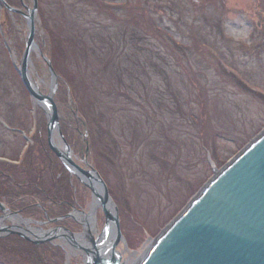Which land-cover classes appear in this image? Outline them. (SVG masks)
Segmentation results:
<instances>
[{
    "label": "rangeland",
    "instance_id": "374dc122",
    "mask_svg": "<svg viewBox=\"0 0 264 264\" xmlns=\"http://www.w3.org/2000/svg\"><path fill=\"white\" fill-rule=\"evenodd\" d=\"M13 1L26 13L20 0H5ZM36 3L31 79L44 94L56 82L60 133L83 167L88 147L87 162L118 209L126 245L116 250L126 247L134 259L264 129V0ZM4 7L0 2V203L43 231L79 234L72 211L87 209L93 196L50 149L46 113L17 69L26 20ZM123 49L115 62L110 50ZM67 83L85 121L74 113ZM97 214L99 234L101 207ZM0 229V240L13 243L12 250L0 244V264H84V252L67 262L59 237L35 243L38 237Z\"/></svg>",
    "mask_w": 264,
    "mask_h": 264
},
{
    "label": "water",
    "instance_id": "95a60500",
    "mask_svg": "<svg viewBox=\"0 0 264 264\" xmlns=\"http://www.w3.org/2000/svg\"><path fill=\"white\" fill-rule=\"evenodd\" d=\"M20 1L26 13L0 0L8 10L19 13L26 20L25 49L17 67L20 79L34 105L42 107L46 113L47 141L52 152L72 175L91 189L93 200L104 214L102 229L107 225L112 228V241L99 242L92 236L87 237V246H80L86 251L84 264H264V129L215 171L176 218L149 242L140 259L130 263L122 260L116 250L118 242H125L119 227L117 206L109 196L102 176L87 162L88 147L81 160L84 167L71 157L72 150L59 130V112L54 100L56 82L53 80L49 93L44 94L30 79V54L39 50L34 41L37 3L31 0L33 5L28 7ZM53 130L58 133L64 150L53 142ZM0 209L5 210L6 207L0 203ZM57 228L74 235L69 230ZM4 230L31 240L14 228L4 227ZM51 236H42L32 242L46 241L53 238ZM73 242L79 246L77 241Z\"/></svg>",
    "mask_w": 264,
    "mask_h": 264
},
{
    "label": "bare ground",
    "instance_id": "6f19581e",
    "mask_svg": "<svg viewBox=\"0 0 264 264\" xmlns=\"http://www.w3.org/2000/svg\"><path fill=\"white\" fill-rule=\"evenodd\" d=\"M36 51V50H34ZM37 52V51H36ZM31 55V54H30ZM29 76L31 79V74L29 72ZM33 80V79H31ZM34 82V81H33ZM54 82V81H53ZM52 82V83H53ZM52 83L50 87L52 86ZM35 88L40 92L39 85L35 83ZM53 142L61 149L64 150L62 143H60L58 133L56 130H53ZM71 157L73 158V154H71ZM86 181V179H85ZM88 181V180H87ZM86 181V182H87ZM100 209L99 204L96 202V200H91V202L88 204L87 209L84 210H78V212L72 213V218L75 219L77 222H79L82 225V232L79 234L71 235L69 232H65L64 230L60 228H53L50 231L46 230L43 231L39 226H36L35 223H40L38 221H32L30 219L26 220L23 218H20L19 216L10 213L9 211L4 210V218H6L9 222H11V225H5L3 220H5L3 217L0 218V226H4L5 228H16L21 232H25L28 235L32 236L33 238H41L46 237L47 235H52L51 237H59L62 241V245L66 248V254H67V262H69V259L71 255H80L82 252H84V257L86 254V251L82 249V245L88 244L87 237L92 236L94 239H97L100 241H112V228L109 227V225L106 226L105 229L101 231V233H97L96 229V222H97V213ZM68 233V234H67ZM77 241L79 243V246L76 245L73 240ZM148 246V245H147ZM146 248V247H145ZM118 254L120 256L123 255V253L128 252V260L126 263L134 262L136 259H140L144 253H140V255H137L134 259L131 257H134L136 254L129 252L126 247L123 248V251L117 250Z\"/></svg>",
    "mask_w": 264,
    "mask_h": 264
},
{
    "label": "trees",
    "instance_id": "16d2710c",
    "mask_svg": "<svg viewBox=\"0 0 264 264\" xmlns=\"http://www.w3.org/2000/svg\"><path fill=\"white\" fill-rule=\"evenodd\" d=\"M8 4H10V5H14L15 6V4H14V1L13 2H9ZM5 8V7H4ZM130 49V50H129ZM129 49H126L125 50V53L128 55L127 56V58H130V55L132 54L130 51H132V49L131 48H129ZM123 52H124V49H123V51L122 52H120L119 50H116L114 53H113V50H110V54L112 55V57H113V59L115 60V62L116 61H120L121 60V57H119L120 55H121V53L123 54ZM116 56V57H115ZM111 60V57H109L108 58V60H107V64H108V61H110ZM113 60V61H114ZM114 62V63H115ZM110 63V62H109ZM118 65H120V62H118ZM51 67L55 70V68H54V65L53 64H51ZM67 85H68V88L70 89L71 87L69 86V84L67 83ZM70 94H71V96H72V99H74L76 102H75V104H76V108H77V110H78V112H77V114H79V116L85 121V119L82 117V115H81V111L78 109V100L74 97V95H73V91H72V89H70ZM75 113V112H74ZM36 176V178L37 179H43V177H42V175L40 174V175H35ZM68 177V176H67ZM53 178V177H52ZM34 180H35V178H34ZM65 180H67V179H65ZM60 185L62 186V187H64V191H66L67 190V187H66V185L65 184H63V183H60ZM30 185H29V183L27 184V183H25V186H23V188L22 189H26V191L28 190V188L27 187H29ZM66 187V188H65ZM30 188V187H29ZM21 189V188H20ZM19 191V190H18ZM65 198H67V199H69V197L66 195L65 196ZM69 202V201H68ZM6 240H8V239H3L2 241L0 240V244H4L5 245V249H7V248H10V250H12V248H13V243L12 242H9V241H6ZM6 251V250H5Z\"/></svg>",
    "mask_w": 264,
    "mask_h": 264
},
{
    "label": "flooded vegetation",
    "instance_id": "af4514ba",
    "mask_svg": "<svg viewBox=\"0 0 264 264\" xmlns=\"http://www.w3.org/2000/svg\"><path fill=\"white\" fill-rule=\"evenodd\" d=\"M2 203V202H1ZM54 203V202H53ZM56 203V202H55ZM3 204V203H2ZM37 205H39L38 203H37ZM1 210V209H0ZM6 211H9L10 213H12V214H15V215H17V216H19L20 218H24V217H26V216H22V215H19L18 213H19V211H15V210H13V211H10L8 208H6L5 209ZM79 210V209H78ZM78 210L77 209H75L74 211L75 212H78ZM2 211V210H1ZM4 211V210H3ZM74 211H72V212H74ZM16 212V213H15ZM72 212H69V213H72ZM5 213V212H4ZM68 214V213H67ZM4 216V214H2L1 216H0V218H2ZM4 218V217H3ZM4 219H6V218H4ZM3 227V229H4V226H2ZM2 229V230H3ZM1 230V229H0Z\"/></svg>",
    "mask_w": 264,
    "mask_h": 264
}]
</instances>
